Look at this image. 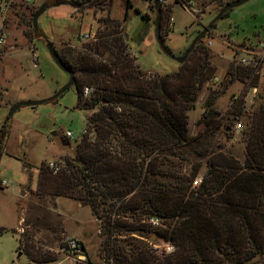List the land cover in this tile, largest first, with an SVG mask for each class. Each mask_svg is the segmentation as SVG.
<instances>
[{
	"label": "trees",
	"instance_id": "obj_1",
	"mask_svg": "<svg viewBox=\"0 0 264 264\" xmlns=\"http://www.w3.org/2000/svg\"><path fill=\"white\" fill-rule=\"evenodd\" d=\"M230 1L216 0L218 11ZM158 10L161 27L162 11ZM139 16L148 19L144 13ZM110 26L91 40L87 51L57 53L72 72L76 106L94 109L85 117L92 138L83 130L73 157L54 172L39 164L36 191L88 205L108 235L119 228L153 230L173 246L166 253H156L137 241L126 247L105 243L109 264H264L252 260L262 255L264 261V101L251 111L246 128L240 130L241 162L212 150L208 134L221 127L222 116L211 104L222 89L211 91L203 100L196 121L200 128L192 135L187 133L186 121L196 90L210 74L204 48L197 67L188 70L183 63L163 74L144 72L135 56L124 50L121 27L113 22ZM158 39H162L159 33ZM226 71L231 77L248 79L250 86L257 83L251 68L235 64ZM83 87L91 88L86 96L81 94ZM229 108L232 116L238 117L243 110L240 98L231 99ZM222 126L225 133L230 128ZM168 156L204 159L205 170L195 187L190 183L201 163L194 161L187 175L162 172L160 166L169 164ZM118 215L136 220L155 217L165 224L156 228L145 222L118 220ZM79 244L84 258L73 264H93ZM19 249L28 262L55 260L52 252L26 241Z\"/></svg>",
	"mask_w": 264,
	"mask_h": 264
},
{
	"label": "rangeland",
	"instance_id": "obj_2",
	"mask_svg": "<svg viewBox=\"0 0 264 264\" xmlns=\"http://www.w3.org/2000/svg\"><path fill=\"white\" fill-rule=\"evenodd\" d=\"M70 1L33 0L30 5L18 2L7 15V37L0 54V264H73L83 260L81 250L78 258L67 251H57L62 234H69L80 242L88 261L93 264L111 262V257L104 251L105 243L126 247L129 242L137 241L154 248L156 253L173 249L153 230L129 232L119 228L108 235L101 219L91 215L88 205L70 197L38 194L36 191L39 164L44 167L46 162L54 161L60 168L66 159L73 157L74 146L83 129L92 138L85 126V117L94 111L76 106V89L71 83L49 100L20 105L3 122L6 111L15 101L46 98L68 79L67 73L48 54L47 41L57 53L67 54V50L73 49L87 51L86 46L91 40L97 39L100 32L109 30L113 22L121 27L120 33L126 41L124 50L135 56L139 68L159 74L177 70L183 63L188 70L191 66L197 67L203 57L200 54L203 47L210 74L200 83L193 107L187 111V133L192 135L200 128L196 121L201 116L203 100L211 91L222 89L211 104V108L222 116L221 127L208 134L207 142L212 144V150L224 152L238 162L242 161L244 151L240 130L246 128L251 111L264 101V56L260 59L255 55L259 60L255 73L256 92L252 101L246 99L240 103L243 113L236 117V121L239 120L241 126L234 128L235 119L231 118L229 102L233 95L248 93L250 85L246 78L231 77L226 68L238 64L237 57L258 50L264 44V0H244L207 27L218 13L216 0H192L187 5L181 0H127L128 6L126 0H77L79 5ZM41 3L45 7L37 14L32 29L31 13ZM158 7L162 11L161 27L156 16ZM140 13L148 19L141 18ZM155 16L162 37L159 42L154 35ZM203 28L192 44L193 49H189L184 59L178 62L175 57L189 47ZM86 31L92 32L91 38H81ZM213 77L215 80L212 81ZM224 124L230 126L226 133ZM51 130L52 135L49 134ZM66 130L71 132L68 139L62 136ZM167 159L169 164L160 166L162 172L187 175L194 161L201 163L194 178H200L205 170L203 158L168 156ZM197 183L191 182L190 186L195 187ZM116 218L145 222L156 228L165 224L161 220L157 225L150 224L143 216L137 220L122 215ZM24 241L52 252L55 260L28 262L19 249ZM252 260L264 262L262 255H256Z\"/></svg>",
	"mask_w": 264,
	"mask_h": 264
},
{
	"label": "built area",
	"instance_id": "obj_3",
	"mask_svg": "<svg viewBox=\"0 0 264 264\" xmlns=\"http://www.w3.org/2000/svg\"><path fill=\"white\" fill-rule=\"evenodd\" d=\"M33 0H0V54H1V49L3 44L5 43L6 37H7V31H6V19H7V15L9 13L10 10L13 9V7L15 6L16 3L20 2L23 4H27L30 5L32 3ZM192 0H181V3L183 5H187L189 3H191ZM92 37V32L91 31H86L83 32L81 34V38L83 39H88ZM209 43V42H208ZM258 56L260 59L264 56V44L260 45V48L258 50H254V51H247V53L245 54V56H239L236 58V63L238 64H242L243 67H251L253 70V73H257V67L259 64V60L257 59L256 56ZM215 80V78H212V81ZM249 87V92L248 93H239L236 95H233L231 99H237L240 98V103H244L246 99H248L247 101H252V98L256 92V88L255 85H251L248 86ZM91 90L90 87H83L82 88V96H86L88 94V92ZM243 109V108H242ZM232 119H235L234 121V128L238 129L240 128L241 124L240 121H236V117H232ZM84 130V129H83ZM83 130L81 131L83 133ZM63 138L68 139L71 136V132L69 130L64 131V133L62 134ZM45 166L51 171L54 172L55 170H57V165L54 161H48L45 163ZM200 178H194L193 179V184L199 182ZM146 222L150 223V224H154L157 225L158 223V219L155 217H147L145 219ZM18 230L20 231L21 229L18 228ZM80 244L79 242L72 237L69 234H62L60 237V241H59V245L57 246V251H67L70 253L71 256H75L76 258L81 257V255H79L80 253ZM78 260V259H77Z\"/></svg>",
	"mask_w": 264,
	"mask_h": 264
},
{
	"label": "water",
	"instance_id": "obj_4",
	"mask_svg": "<svg viewBox=\"0 0 264 264\" xmlns=\"http://www.w3.org/2000/svg\"><path fill=\"white\" fill-rule=\"evenodd\" d=\"M244 0H231L230 2H225L219 9L218 13L216 14V16L213 17L212 20H215L218 16L221 15V13L225 10V9H229L233 6H236L238 5L239 3L243 2ZM246 1V0H245ZM45 7V4L44 3H41L36 9L35 11H33L31 13V16H30V21H31V25H32V29L35 28V18L37 16V14L42 11V9H44ZM208 25H206L207 27ZM154 27H155V31H154V35H155V38L156 40L159 42V39H158V31H159V27H158V23H157V19H156V16H155V21H154ZM204 27V28H206ZM204 28L202 29V31L198 32L196 34V36L192 39L190 45L188 48H186L183 53L178 56V57H175L176 60L178 62H181L184 57H185V54L187 53V51L189 49H191L192 47V44L194 43L195 40L198 39L199 35L201 32H203ZM46 50L48 52V54L50 55V57L52 58V60L54 61V63L63 71H65L68 75V79L66 80V82L64 83V85L62 87H60V89H57L52 95L46 97V98H43V99H29V100H18V101H15L9 108L8 110L6 111L5 113V116L3 118V122L6 120V118H8V116L11 114L12 111L16 110L20 105H24V106H29V105H34V104H37L39 102H42L44 100H49L51 99L52 97H54L55 95L57 94H60L68 85H70L72 83V79H73V76H72V72L65 68L64 65L61 63L60 59H59V56L56 52V50L52 47V44L47 41L46 42ZM49 134L52 135L53 134V131H49ZM81 250V248H80Z\"/></svg>",
	"mask_w": 264,
	"mask_h": 264
}]
</instances>
